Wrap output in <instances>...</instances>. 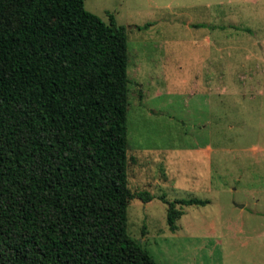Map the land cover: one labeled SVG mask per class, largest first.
I'll return each instance as SVG.
<instances>
[{
    "label": "rangeland",
    "instance_id": "1",
    "mask_svg": "<svg viewBox=\"0 0 264 264\" xmlns=\"http://www.w3.org/2000/svg\"><path fill=\"white\" fill-rule=\"evenodd\" d=\"M85 6L127 29L129 188L154 196L129 203L131 237L159 264H264V0ZM162 196L209 203L174 232Z\"/></svg>",
    "mask_w": 264,
    "mask_h": 264
},
{
    "label": "trees",
    "instance_id": "2",
    "mask_svg": "<svg viewBox=\"0 0 264 264\" xmlns=\"http://www.w3.org/2000/svg\"><path fill=\"white\" fill-rule=\"evenodd\" d=\"M108 16L0 0V264H159L128 232L154 196L129 188L127 29ZM160 199L174 232L178 205L209 203Z\"/></svg>",
    "mask_w": 264,
    "mask_h": 264
}]
</instances>
